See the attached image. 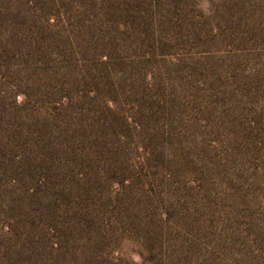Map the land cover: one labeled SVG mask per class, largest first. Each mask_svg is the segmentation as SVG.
<instances>
[{"label": "rangeland", "instance_id": "obj_1", "mask_svg": "<svg viewBox=\"0 0 264 264\" xmlns=\"http://www.w3.org/2000/svg\"><path fill=\"white\" fill-rule=\"evenodd\" d=\"M0 264H264V0H0Z\"/></svg>", "mask_w": 264, "mask_h": 264}]
</instances>
